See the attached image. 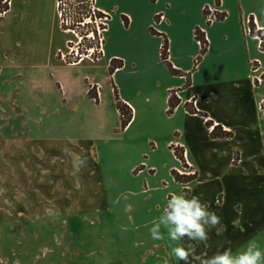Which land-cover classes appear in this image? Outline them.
Wrapping results in <instances>:
<instances>
[{
	"label": "crops",
	"instance_id": "obj_1",
	"mask_svg": "<svg viewBox=\"0 0 264 264\" xmlns=\"http://www.w3.org/2000/svg\"><path fill=\"white\" fill-rule=\"evenodd\" d=\"M150 1L155 3H150L152 7L137 18L141 29L149 35V49L143 50L137 59L142 76L149 77L151 87L144 102H137L134 114L128 100L130 92L124 91V96L119 97L116 89L119 100L132 107V119L122 131L126 134L134 127L132 138L135 142L139 140L134 164L144 162L137 158L147 159L148 156L147 172L157 178L153 188L156 196L161 193L159 201L163 207L172 193H185L189 198L198 196L222 218L217 228L223 230L218 234L217 229H212L209 239L201 243L187 237L172 241L165 228L164 243H154L144 254L153 256L154 262L150 264H164L165 260L168 264H185L172 254V248L194 247L188 264H203L225 249L238 254L253 241L264 252V119L258 108L259 99L264 97V43L260 46L256 39L258 36L264 39V0H160V7L156 3L159 0ZM95 6L110 13L102 0H96ZM204 7L217 9L224 15L223 19L207 24ZM158 13L164 14L165 21L155 26ZM115 14L124 20V31L133 28L135 14L114 11L112 17ZM247 16L251 18V31L254 29L257 36L244 33L243 21ZM0 21L8 32L7 37L0 36V69L10 75L24 76V102L47 114L42 117L39 127L42 135L36 140L35 150L26 143L4 151L0 142V157L20 155L28 161L21 170L18 165H13V170L10 165H1L0 172L5 169V172L20 173V182L28 189L33 179L29 177L30 171H34V163L40 164L44 154L52 157L78 154L93 166L90 142L82 151L75 147L69 149L61 140L58 145L45 141H56L67 135L70 139L69 129L78 122L73 114L80 106L87 115L82 117L86 121L93 124L105 121L111 131H115L120 125V114L112 80H116L117 71L126 65L118 67L121 61L112 54L99 68L82 64L68 66L56 61L51 51L57 49L56 35H52L58 23L57 0H10V7ZM134 27L138 25L135 23ZM150 28L156 35L150 33ZM196 28L204 33L207 42L206 52L197 63L200 45L193 36ZM157 34L167 40L168 61L179 72L177 75L171 74L161 60ZM252 60H257L262 74L259 84L251 79ZM112 62L116 66L110 74ZM103 83L109 85V90ZM91 84L98 85V94L90 90ZM170 91L178 93L179 103L167 113ZM185 105L206 117L188 112ZM206 121L232 136L211 138L212 127H206ZM174 142L185 151L186 160L195 172L193 181L187 183L185 189L179 187L171 175L177 165L170 152V144ZM38 167L47 172L41 170V164ZM53 169L59 174L66 171L65 167ZM26 178L31 180L26 181ZM164 182L170 183L168 189L160 187ZM159 217L152 221H158ZM162 253L164 261H161Z\"/></svg>",
	"mask_w": 264,
	"mask_h": 264
},
{
	"label": "rangeland",
	"instance_id": "obj_2",
	"mask_svg": "<svg viewBox=\"0 0 264 264\" xmlns=\"http://www.w3.org/2000/svg\"><path fill=\"white\" fill-rule=\"evenodd\" d=\"M65 1L69 3L71 0ZM102 1L112 14L114 11L135 14L138 28L134 27V23L130 31H124L123 19L116 14L112 17L109 13L107 29L103 34V56L97 62L85 60L79 64L99 68L110 54L115 55L121 61L120 66L126 65V68L117 71L116 80L113 78L112 82L119 97L124 96V91L130 92L128 100L133 105L134 114L137 102H144L145 94L151 87L149 77L142 76L137 59L143 50L148 51L149 35L141 29L137 18L141 12L144 14L152 7L150 3L155 2ZM156 3L157 7L162 4L160 0ZM83 10L63 13L64 21L70 24L68 27L80 28L76 24L81 21V16L85 18L90 14ZM57 20V28L52 34L56 35L57 49L51 51L56 61L57 52H65L66 41L75 40L70 33L71 36L60 29L58 17ZM0 36H8L2 25ZM113 65L116 66V63ZM24 86V76L10 75L7 70L0 69V142L4 151L7 147L20 148L26 143H30L35 150L36 140L42 135L39 127L42 126V117L47 114L24 102ZM103 86L107 90L110 88L104 83ZM140 90L142 94H139ZM77 110L73 116L78 122H74L69 129L70 139L67 135L45 143L58 145L61 140L69 149L75 147L83 151L90 142L93 166L85 158L86 163L77 171L75 157L44 154L40 164L41 170L46 169L47 172L40 171L38 161L34 165L30 163L34 171L29 174L32 181L26 178L30 181L28 189L24 182L21 188L20 173L5 172V169L0 172V264H150L154 258L144 254L145 249L154 246V243H164L165 227L160 229L164 237L161 240L151 237L150 228L153 226L152 219L163 214L167 200L163 207L159 201L161 193L155 195L153 187L157 178H152L147 172L148 156L147 159L137 158L139 162H144L134 164V152L139 143L132 138L134 127L125 134L118 124L116 130L111 131L105 121L93 124L82 118L87 116L83 106ZM27 163L20 155L0 157V166L10 165L11 170L13 165L20 166L21 170ZM55 166L65 167L66 171L54 173ZM176 167L179 168L178 163ZM169 184L164 182L160 187L168 189ZM156 256L160 257V254ZM164 260L162 253L161 261Z\"/></svg>",
	"mask_w": 264,
	"mask_h": 264
},
{
	"label": "built area",
	"instance_id": "obj_3",
	"mask_svg": "<svg viewBox=\"0 0 264 264\" xmlns=\"http://www.w3.org/2000/svg\"><path fill=\"white\" fill-rule=\"evenodd\" d=\"M71 5L70 7L67 5ZM85 4V11L90 13L87 17L83 18L81 16V21L77 22V29L68 27L70 24L67 21H64L63 13L69 11L71 7L80 8ZM10 7V0H0V18H3L6 12ZM81 10L79 9V12ZM204 20L207 24H210L217 19V14H220L217 9L212 7H204ZM57 17L59 19V27L64 32H67L71 37L75 40L66 41V48L65 52L58 51L56 54V58L58 61L65 65H76L85 60L91 62H97L103 56V43L104 37L103 34L106 32L107 29V22L110 18V14L106 12L100 11L95 6V0H71L69 3L65 0H57ZM165 21V17L163 13H158L155 16L154 24H160ZM251 18L247 16L243 21V31L245 34L249 35L251 33ZM80 29L81 31H79ZM201 31V30H200ZM202 32V31H201ZM195 35V29L193 30V36ZM161 44H160V53L163 51V37L160 35ZM258 40V45H262L264 43V39L260 38L259 36L256 37ZM198 45H200V41H196ZM250 72H251V79L256 83L259 84L262 80V74L259 72V66L257 64V60H252L250 62ZM91 91H95L98 94V85L91 84L90 86ZM175 96L177 97V92L170 91L169 92V99ZM258 108L263 115L264 119V98H260L258 101ZM175 107L171 108L168 107L166 110L167 113L172 112ZM180 148L182 159L175 155V150ZM170 152L172 153L175 161L179 164V168L175 167L174 171L180 176H193L195 172L193 171L192 167L186 160L185 151L178 146V143H171L170 144ZM174 181V179H173ZM175 182V181H174ZM189 183V182H187ZM179 184L182 189H185L186 184Z\"/></svg>",
	"mask_w": 264,
	"mask_h": 264
},
{
	"label": "clouds",
	"instance_id": "obj_4",
	"mask_svg": "<svg viewBox=\"0 0 264 264\" xmlns=\"http://www.w3.org/2000/svg\"><path fill=\"white\" fill-rule=\"evenodd\" d=\"M75 156L74 167L78 171L86 163V159L78 154ZM221 217L216 212L211 211L207 202H202L200 197L191 196L185 193H172L170 199L163 210V215L158 221L153 222L150 228V235L154 240L163 239L161 226L168 229V236L172 241H181L187 237L190 241L206 242L209 239V232L217 229L219 234L223 229L217 228L221 225ZM195 248H185L176 246L172 248V254L179 260L188 264L189 256L193 255ZM164 264H168L165 260ZM203 264H264V252H262L256 242H249L247 247L233 254L232 250L225 249L223 252L214 254L205 260Z\"/></svg>",
	"mask_w": 264,
	"mask_h": 264
},
{
	"label": "trees",
	"instance_id": "obj_5",
	"mask_svg": "<svg viewBox=\"0 0 264 264\" xmlns=\"http://www.w3.org/2000/svg\"><path fill=\"white\" fill-rule=\"evenodd\" d=\"M216 5H218V2H216ZM81 7V6H79ZM71 7L70 10H77L79 12V9L82 11L83 8L85 9L84 6H82L81 8H75ZM85 10H83L84 12ZM224 15L223 14H217V19L216 20H221L223 19ZM2 19V18H0ZM150 33L152 35H156V33L154 32V30L152 28H150ZM251 34L253 36H257V33L254 31V29L251 31ZM158 35V34H157ZM160 36V34L158 35ZM163 37V36H162ZM194 39L197 41H200V54L199 56L196 58V63L200 60V58L204 55V53L206 52L207 49V42L205 40V35L203 32H201L199 29H195V35H194ZM161 56V60L162 62L165 64L166 68L169 70V72L171 74L177 75L179 72L174 70L172 68V65L169 63L168 61V45H167V40L165 37H163V51H161L160 53ZM114 62L111 63L110 68H109V73L112 74V72L114 71L115 66L113 65ZM118 67H121L120 65ZM113 92H114V99L116 101V109L118 110L119 114H120V129L124 130L126 128V126L128 125V123L130 122V120L132 119V110L131 108L126 105L125 103L121 102L118 98L117 92H116V88L113 85ZM179 103V100L177 99V97L172 96L169 99V106L171 108L176 107ZM185 108L188 112L193 113V114H198L200 116L206 117L205 114L199 113L197 112L193 107H189L188 105H185ZM171 113V112H169ZM206 127H212V123L210 121H206L205 122ZM211 138H230L232 136V134L230 132L224 131L220 126H213L210 133H209ZM181 149H176L175 150V155L177 157H179L180 159H182V155H181ZM171 175L174 179V181L178 184H184L187 182H191L193 181L195 175L193 176H180L178 175L174 170L171 171Z\"/></svg>",
	"mask_w": 264,
	"mask_h": 264
}]
</instances>
